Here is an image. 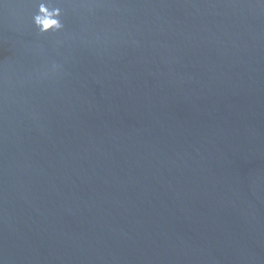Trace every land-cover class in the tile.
<instances>
[{"label": "water", "instance_id": "obj_1", "mask_svg": "<svg viewBox=\"0 0 264 264\" xmlns=\"http://www.w3.org/2000/svg\"><path fill=\"white\" fill-rule=\"evenodd\" d=\"M0 264H264V0H0Z\"/></svg>", "mask_w": 264, "mask_h": 264}, {"label": "clouds", "instance_id": "obj_2", "mask_svg": "<svg viewBox=\"0 0 264 264\" xmlns=\"http://www.w3.org/2000/svg\"><path fill=\"white\" fill-rule=\"evenodd\" d=\"M61 10H49L45 4L38 5V12L33 17V22L40 33L59 32L64 28L61 20Z\"/></svg>", "mask_w": 264, "mask_h": 264}]
</instances>
